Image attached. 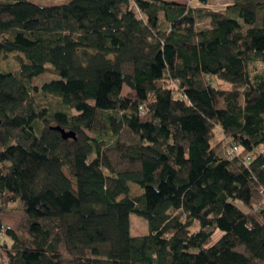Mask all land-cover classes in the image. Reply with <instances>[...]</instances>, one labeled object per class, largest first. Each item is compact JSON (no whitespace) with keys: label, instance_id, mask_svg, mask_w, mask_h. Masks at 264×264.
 Listing matches in <instances>:
<instances>
[{"label":"trees","instance_id":"obj_1","mask_svg":"<svg viewBox=\"0 0 264 264\" xmlns=\"http://www.w3.org/2000/svg\"><path fill=\"white\" fill-rule=\"evenodd\" d=\"M226 5L0 0L2 261L264 264V0Z\"/></svg>","mask_w":264,"mask_h":264},{"label":"rangeland","instance_id":"obj_2","mask_svg":"<svg viewBox=\"0 0 264 264\" xmlns=\"http://www.w3.org/2000/svg\"><path fill=\"white\" fill-rule=\"evenodd\" d=\"M30 3H35L39 6H55V5H60V4H65L67 2H69V0H28ZM175 2H179V3H184L188 1V4L190 5V7L192 8H209L213 11H222L224 10V8L227 6V2L228 0H209L206 4H201L200 1L198 0H174ZM207 21L208 19H200L199 23L203 26L207 25ZM14 66L15 63H13V61H8L7 63H4L2 66H0V69H6L9 71H13L14 70ZM248 69L250 70V73H263L264 72V63H252L250 65H248ZM51 79H57L55 76L53 75H41V76H37L34 81L35 84L37 83H43V82H47ZM209 81H211V84L218 90H230L231 89V85L227 82V81H223V80H219L218 78H216L215 76L211 75L209 76ZM122 96H126V97H131V93L128 90V88L123 87L122 90ZM50 126H56L55 122L50 121L49 123H47L46 125L42 126V130H47L49 129ZM66 130V129H65ZM67 131V130H66ZM91 137L89 133L84 132V134L82 136H79L76 134V139L73 141L69 140L67 142H69V145L72 146V144L77 143V144H82L83 143V137ZM222 139V135L220 134V132H216L215 133V137L214 139H212V141L210 142V144L218 141ZM227 149V147H226ZM64 171H66V168H64ZM234 204L236 206H238L239 208L243 209V206L241 204L240 201H235ZM128 225L130 226L129 229V234L131 236H141L144 234H147L148 232V226L146 225V222L144 219H142L141 217H137L136 215H132L129 214V219H128ZM10 226V225H9ZM198 229V223H194V225L190 228V232H195ZM18 234V238L20 240L22 239H28L27 234H25L24 232L22 233H17ZM221 232L219 230H216L215 234L213 235L211 241H210V245L214 244V242L217 241V239L221 236Z\"/></svg>","mask_w":264,"mask_h":264},{"label":"water","instance_id":"obj_3","mask_svg":"<svg viewBox=\"0 0 264 264\" xmlns=\"http://www.w3.org/2000/svg\"><path fill=\"white\" fill-rule=\"evenodd\" d=\"M50 129L54 132H57L60 135V139L62 141H69V140H75L76 139V134L74 131H66L62 127L59 126H50Z\"/></svg>","mask_w":264,"mask_h":264},{"label":"built area","instance_id":"obj_4","mask_svg":"<svg viewBox=\"0 0 264 264\" xmlns=\"http://www.w3.org/2000/svg\"><path fill=\"white\" fill-rule=\"evenodd\" d=\"M238 153V147L236 145H229L226 150V156H228L230 159L235 158V155ZM249 161V158L246 159V162ZM8 230V228L0 227V234H3ZM0 264H7L6 262L2 261L0 259Z\"/></svg>","mask_w":264,"mask_h":264},{"label":"crops","instance_id":"obj_5","mask_svg":"<svg viewBox=\"0 0 264 264\" xmlns=\"http://www.w3.org/2000/svg\"><path fill=\"white\" fill-rule=\"evenodd\" d=\"M228 2H229V0H228ZM228 2H227V4H228ZM177 3H179V2H177ZM185 4H188V1L187 2H184ZM184 3H180V4H184Z\"/></svg>","mask_w":264,"mask_h":264}]
</instances>
